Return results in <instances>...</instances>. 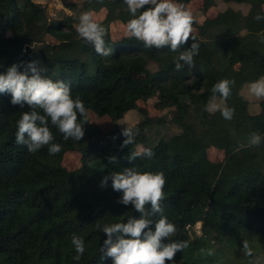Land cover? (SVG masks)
Returning a JSON list of instances; mask_svg holds the SVG:
<instances>
[{
    "label": "trees",
    "instance_id": "16d2710c",
    "mask_svg": "<svg viewBox=\"0 0 264 264\" xmlns=\"http://www.w3.org/2000/svg\"><path fill=\"white\" fill-rule=\"evenodd\" d=\"M223 1L251 9L246 15L227 9L202 25L194 22L195 40L190 38L179 50L198 43L195 66L176 71L177 53L167 46L146 48L134 38L114 42L107 32L106 47L113 53L100 56L78 36L72 16L51 20L34 0H0V74L13 64L38 60L44 75L69 85L73 97L80 96L98 116L118 121L135 110L138 101L155 97L157 110L174 109L173 122L180 129L147 146V130L156 120L139 110L142 120L133 126L139 134L122 146L126 137L117 129L106 138L87 120L80 141H65L49 122L53 142L61 144L62 151L49 155L45 146L29 153L15 142L17 121L29 106L13 105L10 93H0V264H112L99 251L106 235L95 225L126 222L139 213L132 205L118 203L122 193L111 188L110 179L107 187H101V180L130 167L165 175L163 214L177 226L172 239L189 242L173 264H198V250L209 237L221 241L242 232L264 237V99L250 114L242 97L249 83L264 76V19H254L264 16V0ZM204 3L209 6L211 0ZM92 5L106 9V26L117 17H132L124 0H85L86 8ZM46 36L56 43L46 42ZM151 63L156 70L148 69ZM222 79L235 81L225 102L235 108L231 120L219 111H206L211 87ZM217 100L221 102L219 96ZM252 132L261 135L259 147L248 146ZM138 145L151 148L154 156L129 161ZM210 147L223 151L222 163L207 158ZM65 152L80 155L78 169L68 171L60 164ZM109 157L116 162L110 163ZM198 223L199 237L188 230ZM73 234L85 242L79 262L72 259Z\"/></svg>",
    "mask_w": 264,
    "mask_h": 264
},
{
    "label": "clouds",
    "instance_id": "9594fccd",
    "mask_svg": "<svg viewBox=\"0 0 264 264\" xmlns=\"http://www.w3.org/2000/svg\"><path fill=\"white\" fill-rule=\"evenodd\" d=\"M124 3L132 16L124 26L125 37L143 42L146 48L160 49L167 46L177 53L173 61L176 71L183 70L185 66H195L194 57L199 54L200 45L193 42L190 48L179 50L190 38L195 40L194 16L190 9L177 0H124ZM145 6L149 7L140 11ZM94 15L92 11L83 12L78 18L76 32L86 43L94 46L98 55L111 56L113 49L106 47L105 43L108 30ZM254 19L259 21L264 16L257 15ZM261 40L264 42V37ZM45 71L38 60L13 64L4 74H0V93H10L11 104L20 105L21 108L27 104L30 109L23 112L17 121L15 142L26 146L29 153H36L48 146L49 155L54 156L62 151V145L53 142L54 135L49 122L58 129L65 141H80L84 136L83 126L87 124L88 109L80 96L73 97L69 85L44 75ZM234 84L235 81L229 79L213 84L212 98L206 111H219L225 120H231L235 108L228 107L225 102ZM247 90L257 100L264 99V76L249 83ZM217 96L221 98L220 103L216 102ZM121 134L126 137L122 146H126L134 142L139 131L134 127H126ZM261 142L258 132L250 134L248 146L259 147ZM153 156L151 148H140L130 154L129 161L138 157L151 159ZM109 162H116L115 157H109ZM109 179L111 188L122 193L118 203L132 205L139 216H131L126 222L110 225L96 224V229L106 235L99 251L104 257L111 258L112 264H166V261L173 264L176 254L188 248L189 242L172 239L178 229L163 214L162 201L165 199L166 184L164 173L124 168L122 172L114 171L105 176L101 180V187H107ZM157 215L159 219L154 221L153 217ZM71 243L76 253L72 259L79 262L85 253L84 239L73 234ZM241 250L250 258L249 264H264V253L255 251L248 239L242 240ZM201 251L208 256L215 255L214 249Z\"/></svg>",
    "mask_w": 264,
    "mask_h": 264
},
{
    "label": "rangeland",
    "instance_id": "374dc122",
    "mask_svg": "<svg viewBox=\"0 0 264 264\" xmlns=\"http://www.w3.org/2000/svg\"><path fill=\"white\" fill-rule=\"evenodd\" d=\"M36 3L43 5L46 8L47 16L49 19L54 20L62 16H72L77 22L79 16L86 11L94 12V18L100 21L106 26L107 11L105 8H97L93 5L86 8L84 6L85 0H34ZM177 2L184 4L190 9L194 16V22L196 25H202L206 20H213L219 13L232 9L240 12L242 15H246L251 6L248 4H236L226 3L223 0H211L209 6L204 3V0H177ZM261 11L264 13V4L260 6ZM132 17L121 19L119 17L113 19L108 23L106 27L110 38L114 41H120L123 38H127L123 35L124 26L127 21ZM76 26V23L74 24ZM194 27V26H193ZM193 34H197V29ZM46 42L56 43V40L46 36ZM148 69L150 71L156 70L154 64H149ZM242 97L247 100L248 112L255 114L257 110L258 101L255 97H252L247 88L242 90ZM156 98H152L146 102L138 101L135 110H132L124 115L121 120L112 121L106 116H98L91 110H88V121L94 126L98 127L104 134L108 136L115 130H122L126 127H133L135 124L142 120L139 110L145 111L149 118L156 121L148 128L147 146L156 144L159 140H167L175 134L180 132L178 126L173 122L174 109L166 108L162 111L155 108ZM220 103V101H216ZM209 103V102H208ZM108 139H105L104 143H107ZM144 148L143 145H138L137 150ZM207 158L211 162L222 163L224 153L222 150L210 147L206 151ZM60 164L68 171H74L80 167V155L77 152H65L61 159ZM190 233H194L195 236H201L200 223L188 228ZM193 238V235H191ZM248 239L253 249L259 253H264V237H260L250 232H242L241 235L233 239H222L221 241L213 240L211 237L207 238L204 245L198 250V257L201 261L198 264H249V257H246L242 249V240ZM214 249L215 255L208 256L201 250Z\"/></svg>",
    "mask_w": 264,
    "mask_h": 264
}]
</instances>
